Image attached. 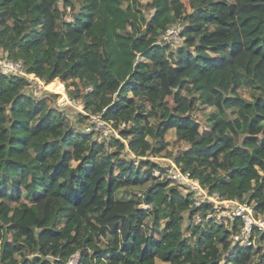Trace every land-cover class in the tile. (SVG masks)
Returning <instances> with one entry per match:
<instances>
[{
  "label": "trees",
  "instance_id": "1",
  "mask_svg": "<svg viewBox=\"0 0 264 264\" xmlns=\"http://www.w3.org/2000/svg\"><path fill=\"white\" fill-rule=\"evenodd\" d=\"M4 59L83 111L0 69V264H264V231L236 244L242 220L209 219L156 159L264 218V0H0Z\"/></svg>",
  "mask_w": 264,
  "mask_h": 264
},
{
  "label": "built area",
  "instance_id": "2",
  "mask_svg": "<svg viewBox=\"0 0 264 264\" xmlns=\"http://www.w3.org/2000/svg\"><path fill=\"white\" fill-rule=\"evenodd\" d=\"M183 31V27L181 25H173L169 28L166 34L163 36V42H176L180 40L181 33ZM0 69L3 74L7 75H23L28 77L24 71V65L21 61H12L9 59L0 60ZM36 93V92H35ZM71 100V99H70ZM72 101V100H71ZM76 102L77 101H73ZM79 103V104H78ZM76 106L79 107L81 105L78 102ZM71 104V102L69 103ZM75 105V104H73ZM82 106V105H81ZM79 108H83V107ZM91 118H95L96 120L93 122L101 127H108L107 131L113 130L109 125H107L103 120L98 116H91ZM103 124V125H101ZM87 131H90V127L86 128ZM118 136V134L115 132ZM154 159V158H153ZM168 164V168L165 167L164 177L172 180L174 183H183L187 190L195 195V203L194 205L199 208L204 203L210 202L214 205V212H210L208 218L214 219V215L219 212L224 207V211L222 215H220L219 220L217 222L221 224L224 221H235L236 219L242 220V225L238 233L233 236V241L242 246V247H253L255 245L256 235L260 231H264V218L256 217L254 206L248 202H241L238 199L231 200H222L217 194H209L208 191L201 185V183L192 178L190 173L184 172L176 163L169 158H156ZM157 176L158 172L155 173ZM182 185V184H181ZM141 196V194H139ZM146 208V206H144ZM201 220L200 213H197L194 217V222L199 223ZM77 259H74L75 256L71 259L73 260L69 262V264H77Z\"/></svg>",
  "mask_w": 264,
  "mask_h": 264
},
{
  "label": "rangeland",
  "instance_id": "3",
  "mask_svg": "<svg viewBox=\"0 0 264 264\" xmlns=\"http://www.w3.org/2000/svg\"><path fill=\"white\" fill-rule=\"evenodd\" d=\"M189 10H190V8H189ZM65 18L67 20L70 19L69 14L67 16H65ZM173 43L175 45H180L182 43V40L180 39V40L173 42ZM226 56H227V59L229 62H234V58H232L229 53H227ZM242 63H244L243 64V65H245L244 67L248 68L250 71H255V69L253 67V60H246V61H243ZM250 74L255 76L256 78L260 79V81L264 82V78H261L259 75L255 74V73H250ZM28 79L32 82V90L34 92H36V97H44L45 95L47 96L49 94L58 95V98H57V102L59 100V106L58 107L64 108L65 105L69 106L66 108V112L70 116V119H72L75 122V113L76 112H82L83 110H82V108H79L81 105H79V107L76 106V104L80 101H77V103H76V102H73L70 100V98L68 97L67 91H66V85L63 81H61L60 79H57L56 81H54V82H60L63 85L64 89H63V93H61L60 91H55L52 88L48 87L52 83L45 84L40 79H37V78L35 79L34 75H29ZM72 88H73V86H71V89ZM240 91L245 97L250 98V93H249L248 89H241ZM70 102H71V104H69ZM73 104H75V105H73ZM52 105L54 106V103ZM209 111H211V110L210 109H202V112H209ZM193 116H197L198 120L203 119V117H204L203 114L201 113V111H199V110H195V112H193ZM95 120H96L95 118L90 117V121L85 122V128L90 127V130H91V128H92L91 122L93 123ZM95 125L99 128V130H100L99 132H100L101 137L106 138V136H109L111 134H115V132H116L115 130L107 131L109 129L108 127H101V126H98L97 124H95ZM101 125H103V124H101ZM202 129H201V131H202ZM166 140L170 141L168 151H170L174 155L176 153H178L179 151H182L186 148V144L184 142L178 141L176 139L174 140V130L173 129H171L169 132H167ZM235 141H236V143L240 142V138L237 135H235ZM141 192H142V189L138 188V189H135V193H136L135 196H134V194H131V196H128L125 193V191L123 189H121L118 191L117 197L119 199H130L131 200V199H135V197H139V194ZM223 211H224V207H223V209H221L219 212H217L213 216L214 219L219 220V217H220V215H222ZM209 219H212V218H209ZM256 237H258V234L256 235ZM258 245H259V239L257 240V247H258ZM74 259H77V256H75ZM72 261L73 260H71V262ZM254 261L255 260H253L252 264H256Z\"/></svg>",
  "mask_w": 264,
  "mask_h": 264
},
{
  "label": "clouds",
  "instance_id": "4",
  "mask_svg": "<svg viewBox=\"0 0 264 264\" xmlns=\"http://www.w3.org/2000/svg\"><path fill=\"white\" fill-rule=\"evenodd\" d=\"M180 39H181V36H180ZM82 110H83V108H82Z\"/></svg>",
  "mask_w": 264,
  "mask_h": 264
},
{
  "label": "bare ground",
  "instance_id": "5",
  "mask_svg": "<svg viewBox=\"0 0 264 264\" xmlns=\"http://www.w3.org/2000/svg\"><path fill=\"white\" fill-rule=\"evenodd\" d=\"M34 78H35V76H34Z\"/></svg>",
  "mask_w": 264,
  "mask_h": 264
}]
</instances>
